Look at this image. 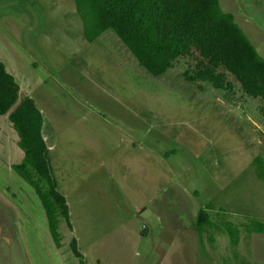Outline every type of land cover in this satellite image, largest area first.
I'll return each instance as SVG.
<instances>
[{
  "label": "rangeland",
  "instance_id": "rangeland-1",
  "mask_svg": "<svg viewBox=\"0 0 264 264\" xmlns=\"http://www.w3.org/2000/svg\"><path fill=\"white\" fill-rule=\"evenodd\" d=\"M218 2L264 58V0ZM74 9L73 0H0V44L15 50L0 52L17 63L54 139L58 127V147L45 140L70 221L59 216L55 246L36 193L8 167L21 152L0 115V264H78L71 236L89 264H264V232L248 228L264 222V178L252 162L258 154L264 164V124L251 132L208 96L162 90L156 78L180 76L183 56L159 76L141 71L84 39ZM215 90L222 106L254 105L249 114L264 122L236 82L233 102Z\"/></svg>",
  "mask_w": 264,
  "mask_h": 264
},
{
  "label": "trees",
  "instance_id": "trees-1",
  "mask_svg": "<svg viewBox=\"0 0 264 264\" xmlns=\"http://www.w3.org/2000/svg\"><path fill=\"white\" fill-rule=\"evenodd\" d=\"M81 19L82 35L90 41L103 29L111 28L130 50L138 64L153 76L172 67L177 57L185 58L183 79L201 88L208 82L230 102L239 95L257 100L256 110L264 115V58L218 0H73ZM232 77V78H230ZM239 101V100H238ZM13 130L14 144L21 152L11 168L36 193L55 246L61 243L57 230L61 216L70 227L63 194L56 188L46 137H53L42 125V114L34 100L18 93V84L0 60V115ZM264 156V145L261 149ZM257 176L264 178L260 155L252 158ZM253 221V222H252ZM249 229L264 232V222L252 220ZM208 223L205 209L196 213L197 232ZM234 239L235 228L227 226ZM68 247L78 264H89L71 236Z\"/></svg>",
  "mask_w": 264,
  "mask_h": 264
},
{
  "label": "crops",
  "instance_id": "crops-1",
  "mask_svg": "<svg viewBox=\"0 0 264 264\" xmlns=\"http://www.w3.org/2000/svg\"><path fill=\"white\" fill-rule=\"evenodd\" d=\"M70 10H71L72 13H74L72 9H70ZM109 30H111L112 32H110ZM94 40H97L100 43L101 46L103 45L104 46L103 48L111 47L113 49H117V51H119V53L121 55H123L124 58L127 60L126 61L127 63H133L135 65V67H138L137 66L138 62L135 59V57L133 56V54L130 52V50L125 46V44L121 41V39L116 35V33L111 28L103 29L95 38L92 39V41H90L91 45L96 44L94 42ZM3 46L6 47V48H9L11 51H15L4 40L0 44V49H2V51H4ZM126 50L129 51V52H127ZM0 60H1L2 63L4 62L3 66H4L5 70L8 71L13 76V79L18 84L19 93L21 95H27V96L31 97L30 95L26 94V93H30L31 89L28 88V86H27L28 83L21 77L20 73L18 72L17 67H16L17 63L14 62L12 59H10V61H9L7 59V57H6V55L2 54L1 52H0ZM6 61H7V63H6ZM139 66L142 67L141 65H139ZM169 68H167L165 70V72L168 71ZM139 69L141 71L147 72L144 69V67L139 68ZM147 73H149V72H147ZM149 74H146V75L149 76ZM163 76L157 77V78L155 77L162 90L169 89L168 86H172L175 90H177L179 92H185L186 95L190 99L194 98L197 103H199V101L204 100V98L208 96L209 98H211L214 101L213 109H217V110H219L222 113H225V112L226 113H233L234 116H235V119L237 120V123L241 124L242 127L245 126L246 129H248V130L251 129V132H253L254 130L256 131V130L259 129L257 123L258 124L260 123L261 127H263L262 124H264V122H263V120H261V116H259V114H257V119H255L248 112V111L252 112L254 110L253 109L254 105L250 106L248 104H245L243 106L230 107V106H228L226 104L227 106H222L221 103L225 104V102L222 101L220 96H218V94H217V92L215 90L216 88L213 87L210 83L203 81L202 82L203 89L194 90V89H192V85L195 82L191 83L190 81H187V80L183 79V77L175 76V75H173L172 78H167L166 80H163L162 79ZM210 85H211V87H210ZM208 87H210V88L213 87V88L211 90ZM201 108L204 110V106L203 105L201 106ZM53 128H54V132H55V139L53 137L50 139V142H51L50 145H51V147L55 146L57 148L58 146H57V142H56V137L58 136V134H57L58 127L53 124ZM263 145L264 144H262V147H263ZM243 155H244L243 160H245L246 156H245V154H243Z\"/></svg>",
  "mask_w": 264,
  "mask_h": 264
}]
</instances>
